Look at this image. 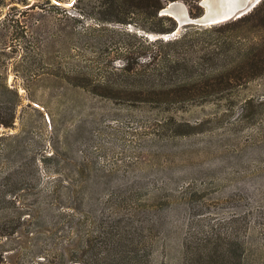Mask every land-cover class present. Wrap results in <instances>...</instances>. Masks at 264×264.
I'll list each match as a JSON object with an SVG mask.
<instances>
[{"label":"rangeland","instance_id":"1","mask_svg":"<svg viewBox=\"0 0 264 264\" xmlns=\"http://www.w3.org/2000/svg\"><path fill=\"white\" fill-rule=\"evenodd\" d=\"M100 5L0 0V76L18 96L0 125L5 260L99 262L121 232L138 264H182L214 232L232 260L264 264V72L212 84L233 51L217 46L222 31L188 23L168 37L186 28L183 42L161 45L176 63L145 74L141 93L109 87L126 84L112 52L154 36L135 5L131 21L97 23Z\"/></svg>","mask_w":264,"mask_h":264},{"label":"trees","instance_id":"2","mask_svg":"<svg viewBox=\"0 0 264 264\" xmlns=\"http://www.w3.org/2000/svg\"><path fill=\"white\" fill-rule=\"evenodd\" d=\"M169 0H100V10L98 16H94L97 23L106 22H125L131 21L135 10L131 9L135 5L139 14L144 18L142 29L144 32L157 34L171 31L175 27V20L167 15L159 13ZM187 5V12L190 16L199 15L201 7L198 0H182ZM102 6V7H101ZM189 28L195 29H216L222 31L221 38L216 41L217 46L223 50L233 51V56L224 58L222 64L217 69L212 84L224 86L228 84H238L249 80L250 78L264 72V0H258L248 11L235 17L209 25L191 24ZM187 35L186 28L183 31L164 41L161 37L147 39L142 37L138 48L118 47L116 48L108 61L111 62V69L114 74H119L126 84H117L114 81H106L104 84L109 87H129L136 88L141 93L144 88L139 82L148 72L162 70L165 67L175 64L176 60L170 57L161 45L183 42ZM145 36V35H144ZM121 61L120 66L113 63L115 60ZM156 64V65H155ZM151 68V69H148ZM148 69V70H147ZM150 70V71H149ZM84 74V72L81 71ZM77 84L84 85L82 82ZM97 85V84H95ZM127 85V86H126ZM153 87V85L149 86ZM161 87V86H160ZM125 88L123 90H125ZM122 89V88H121ZM166 92L167 98L176 97L182 92L181 89L170 88ZM5 92H13L15 101L11 104H5L3 100ZM97 94L112 96L114 92H99L92 90ZM18 100L16 91L9 86L4 77L0 76V125L9 126L14 116L15 104ZM67 209L61 208V213ZM228 235L209 232L197 238L192 244H195L193 256H186L182 264H242V256L234 253L233 260L228 248ZM106 239L111 240L112 244L106 248L102 260L99 262H81L73 258L68 264H138V251L132 244L124 241L121 232L116 234L107 233ZM237 245L239 244L236 242ZM187 245V244H186ZM191 245V244H188ZM0 264H8L4 255L0 252ZM48 264L60 263L56 256L49 259Z\"/></svg>","mask_w":264,"mask_h":264},{"label":"water","instance_id":"3","mask_svg":"<svg viewBox=\"0 0 264 264\" xmlns=\"http://www.w3.org/2000/svg\"><path fill=\"white\" fill-rule=\"evenodd\" d=\"M258 0H235L226 8H220L218 0H198L202 7L199 15L189 16L185 3L182 0H169L159 13L167 14L175 20V27L168 32L152 34L150 36L161 37L163 39L174 35L179 26L183 24H213L226 19L235 18L248 11Z\"/></svg>","mask_w":264,"mask_h":264},{"label":"bare ground","instance_id":"4","mask_svg":"<svg viewBox=\"0 0 264 264\" xmlns=\"http://www.w3.org/2000/svg\"><path fill=\"white\" fill-rule=\"evenodd\" d=\"M233 1L235 0H218V3L220 5V8H226V7H229Z\"/></svg>","mask_w":264,"mask_h":264}]
</instances>
